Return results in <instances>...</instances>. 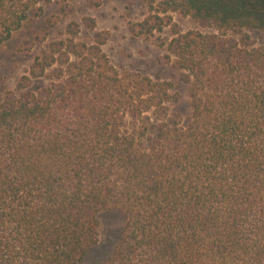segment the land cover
I'll list each match as a JSON object with an SVG mask.
<instances>
[{
	"label": "trees",
	"instance_id": "1",
	"mask_svg": "<svg viewBox=\"0 0 264 264\" xmlns=\"http://www.w3.org/2000/svg\"><path fill=\"white\" fill-rule=\"evenodd\" d=\"M71 1L0 0V45ZM80 25L0 94V264H81L111 210L124 224L99 264H264V45L246 33L264 0H152L129 29L170 28L179 83L121 71Z\"/></svg>",
	"mask_w": 264,
	"mask_h": 264
},
{
	"label": "rangeland",
	"instance_id": "2",
	"mask_svg": "<svg viewBox=\"0 0 264 264\" xmlns=\"http://www.w3.org/2000/svg\"><path fill=\"white\" fill-rule=\"evenodd\" d=\"M152 0H72L71 11H60V5L50 4L40 16L32 14L12 37L0 45V94L14 89L20 77L29 70L34 58L45 51L50 42L68 36L67 26L72 22L81 24L78 40L91 43L97 32L103 33V46L111 62L123 72L142 73L179 83L180 73L174 70L167 59V42L171 31L167 27L151 37L133 34L129 25L141 21L148 13ZM181 31L199 30L217 33L213 28L202 27L193 18L173 13ZM86 18L96 21L95 29L84 25ZM54 23V24H53ZM254 45H264V32L246 30ZM44 81H35V87ZM175 109L187 116L188 98L184 92L182 101ZM100 241L92 248L81 264H99L105 261L118 242L124 218L116 211H105L100 215Z\"/></svg>",
	"mask_w": 264,
	"mask_h": 264
}]
</instances>
